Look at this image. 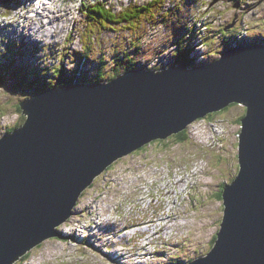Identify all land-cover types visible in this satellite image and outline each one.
Masks as SVG:
<instances>
[{
	"label": "rangeland",
	"instance_id": "rangeland-1",
	"mask_svg": "<svg viewBox=\"0 0 264 264\" xmlns=\"http://www.w3.org/2000/svg\"><path fill=\"white\" fill-rule=\"evenodd\" d=\"M82 1L95 0H60L58 10L51 11V19L61 22L62 30L53 27L41 38L35 35L42 28L38 23H46L45 17L29 23L19 17L23 13L21 0H0V29L9 37L0 34V65L14 63L24 67L27 75L37 67L41 70L36 72L44 74V78H36L0 71V137L24 122L18 104L35 90L32 81L49 78L47 83H53L57 76L50 67L61 62L68 77L75 70L76 77L86 74L90 82L96 74L94 67L101 62L106 65V73L117 64L120 67L114 70H121L126 63L125 51L136 60V68L155 70L175 64L172 52L177 41L195 49L190 53L194 66L216 60L229 46L264 43V0H159L154 5L159 11L154 18H139L133 29H98L89 39L85 35L90 34V28L82 33ZM99 1L119 13L150 0ZM73 5L77 17L67 20L65 11L69 14ZM4 51L9 59L1 58ZM227 107L188 125L187 140L182 143L170 136L163 143L153 141L141 151L113 162L81 193L73 215L59 225L58 230L67 238H48L13 264H173L207 253L223 215L222 199L217 193L238 170L237 138L245 107ZM188 185L182 196L175 193V187ZM175 195L181 202L174 205L168 219H163L162 213L168 209L167 204L173 206ZM149 219L157 220L156 233L148 236L138 231L139 239L123 249L122 243L128 240V236L121 237L128 233L126 227L136 220ZM159 219L164 223L185 222L174 224L171 234L164 237L166 225L161 229ZM147 223L142 227H153ZM147 240L152 244L143 247Z\"/></svg>",
	"mask_w": 264,
	"mask_h": 264
},
{
	"label": "water",
	"instance_id": "water-1",
	"mask_svg": "<svg viewBox=\"0 0 264 264\" xmlns=\"http://www.w3.org/2000/svg\"><path fill=\"white\" fill-rule=\"evenodd\" d=\"M231 104L245 107L237 174L222 188L211 249L184 264H264V43L228 47L206 64L129 68L20 101L24 122L0 137V264L62 237L58 227L80 194L113 162Z\"/></svg>",
	"mask_w": 264,
	"mask_h": 264
},
{
	"label": "trees",
	"instance_id": "trees-1",
	"mask_svg": "<svg viewBox=\"0 0 264 264\" xmlns=\"http://www.w3.org/2000/svg\"><path fill=\"white\" fill-rule=\"evenodd\" d=\"M159 0H150L147 2V4H141L140 6L137 7H127L124 8L121 12L116 13L111 10L110 6L107 5L105 2H101L99 0L95 1H85L82 5L81 9V14L83 19L85 20V26L83 28L82 33L86 32V28H90V31L88 35H85L86 38L94 37L95 31L98 29L104 30L110 26H124L129 29H133L134 25L139 21V18L145 19L149 16L154 18L159 11L156 10L155 4L158 3ZM154 10H156L154 12ZM153 13V15H152ZM223 31H225L223 29ZM182 35L180 36V38ZM81 39V36H80ZM175 49L172 52V55L175 56V61L174 63H179L180 61H184L188 64L189 67L194 66L195 64V59L191 57L190 53L193 52L194 48L191 47L189 43L182 42V41H177L174 43ZM118 56V55H116ZM101 58L104 61V56L102 55ZM125 65L121 68V70H127L130 67H136V60L131 56L130 54H127L125 51ZM106 65L104 63H100L98 66L94 67L96 70V74L91 77L92 81H87L90 77H87L86 74L80 75V76H75V70L67 77L66 71L60 63L58 66L53 67L52 72L56 75L59 76V79L57 82H54L52 85H64L70 82H75V83H96V82H101L105 80H109L111 77H114L116 74L113 72L115 68L120 67L118 64L116 67H112L109 69V71L106 73L105 71ZM156 69V68H155ZM10 71L9 74L11 75H19L22 74L23 77H25L26 71L25 68L22 66L14 65V63H8L6 66L0 65V71L6 72ZM37 71V70H36ZM35 70H32L31 72L35 74L36 78H39L40 73L36 72ZM113 72V73H111ZM44 75V74H43ZM2 77L0 76V79ZM44 78V76H43ZM47 80V79H46ZM1 84V80H0ZM32 84L36 87V89L40 90L42 88H46L45 86L48 85L47 82L42 80V82L39 79H35L32 81ZM50 87V86H49ZM53 87V86H52ZM230 107V105H229ZM227 107V108H229ZM226 108V107H225ZM224 109V108H223ZM222 110V109H221ZM220 111V110H219ZM217 112V111H216ZM214 112H212L213 114ZM13 128H11L12 130ZM11 130H8L10 132ZM185 129L180 131L177 134H173L171 136L175 137V142L182 143L183 141L187 140V136L185 135ZM170 137V136H169ZM168 138V137H167ZM179 139V140H177ZM158 140V139H157ZM221 191L222 189L217 193V196L222 199L221 197ZM216 238V235L214 237V240ZM213 240V242H214ZM29 253V252H28ZM28 253L24 254L23 257H27ZM23 257H21L23 259ZM176 260V259H174ZM173 264H182L180 262H176Z\"/></svg>",
	"mask_w": 264,
	"mask_h": 264
},
{
	"label": "bare ground",
	"instance_id": "bare-ground-1",
	"mask_svg": "<svg viewBox=\"0 0 264 264\" xmlns=\"http://www.w3.org/2000/svg\"><path fill=\"white\" fill-rule=\"evenodd\" d=\"M21 3L25 6V9H23V13L19 16L21 19H24V20H28L29 23H32V22H37L39 21V17L42 16V17H45V20H46V23L44 25L42 24H39L42 28L39 29L37 31V34L35 36H40L41 38H44V36L47 35V33H49V31L52 30L53 27L57 28L59 31L62 30V27H63V24L59 21H55V19H51V12H46V11H57L58 10V7L60 5V0H54L53 1V4L51 6H44V7H41L40 5L37 6V8L35 10H32L30 8V5H28L27 1L26 0H21ZM64 10V9H62ZM65 11V10H64ZM31 12V13H30ZM66 12V17H67V20H73V18L76 17V15L74 14L72 8H70V13L68 14L67 11ZM18 13L20 14V11H18ZM53 14V13H52ZM42 22V20H41ZM34 27V26H33ZM32 27V28H33ZM65 29V28H64ZM5 30V29H4ZM34 31V30H33ZM36 31V30H35ZM54 31V29H53ZM2 30L0 29V34L3 35L6 39H9L8 35L5 34V33H1ZM35 33V32H34ZM56 36V35H55ZM47 39V37H46ZM56 39V38H55ZM60 39V38H59ZM28 41V40H27ZM54 41V40H53ZM40 42V41H39ZM50 42V41H49ZM57 42V41H56ZM35 44V43H34ZM12 47V46H11ZM13 49V47H12ZM16 52V51H15ZM20 52V51H19ZM15 57H16V60H18L19 57L16 56V53H14ZM22 57H23V54H22ZM21 57V59H22ZM23 60V59H22ZM36 71V70H35ZM123 70H114L113 72L118 75L120 73H122ZM111 72V73H113ZM5 74V73H4ZM115 75V76H116ZM178 182H181V179L178 180ZM177 184V180L175 182ZM189 187L188 186H185V187H175L174 190H175V193L177 194L178 192L176 191V189H179V194L182 196L183 194V191L184 189L186 190L187 188ZM174 192V191H173ZM168 193V192H167ZM164 195H166V192H164ZM174 197V202H173V207L170 206L169 204H167V207H168V210L167 209H164L165 212L162 213V216H163V219H168L171 215H172V210L175 209L174 205L181 201H179V197L178 195H175V196H172ZM152 202H149V204H151ZM97 209L99 211V206L97 205ZM109 209L106 208L105 211H108ZM99 213V212H98ZM179 215L181 214V212H178ZM100 214V213H99ZM177 218V217H175ZM156 221L157 220H152V219H149L148 221H142V220H136L133 224H130L128 227H126L125 231H128V233H125L124 235H122L121 237H126L128 236V240L126 241L127 244H123L121 245V247L123 249H125L126 247H128V243L134 241V239H139V235H136V232H144V234L148 235V236H151L152 234H155L156 231ZM159 221L163 224L161 229L163 227H165L166 225V228L164 229V232H163V235L164 237H168L170 234H171V227L174 226V224L176 225V223H179L180 224L182 223V221L185 222V220H180L178 222H168V223H164L162 221V219H159ZM146 222H149L150 224H153V227H142L143 224H145ZM141 227V228H140ZM160 229V230H161ZM159 230V231H160ZM64 231V230H63ZM76 235V233H75ZM67 238V237H66ZM152 244V240H147V242L145 243V245L143 247H148ZM119 257V256H118ZM25 257H23L24 259Z\"/></svg>",
	"mask_w": 264,
	"mask_h": 264
},
{
	"label": "clouds",
	"instance_id": "clouds-1",
	"mask_svg": "<svg viewBox=\"0 0 264 264\" xmlns=\"http://www.w3.org/2000/svg\"><path fill=\"white\" fill-rule=\"evenodd\" d=\"M229 47H232V46H229ZM124 71H125V70H124ZM74 84H76V83H74ZM44 89H45V88H44ZM41 90H42V89H41ZM39 91H40V90H39ZM37 92H38V91H37ZM28 98H29V97H28ZM25 99H26V98H25ZM23 100H24V99H23ZM13 129H14V128H13ZM106 169H107V168H106ZM106 169H104V170H106ZM104 170H103V171H104ZM103 171H102V172H103ZM102 172H101V173H102ZM101 173H100V174H101ZM100 174H99V175H100ZM99 175H98V176H99ZM179 176H180V175H179ZM95 178H96V177H95ZM95 178H94V179H95ZM94 179H93V180H94ZM92 182H93V181H92ZM90 185H91V184H90ZM90 185H89V186H90ZM89 186H88V187H89ZM88 187H87V188H88ZM80 195H81V194H80ZM73 212H74V210H73ZM60 232H61V231H60ZM61 233H62V232H61ZM62 234H63V233H62ZM63 238H64V240H65L66 237H63V236H62V237H59V239H63ZM34 248H35V247H34ZM31 250H32V249H31ZM31 250H30V251H31ZM28 252H29V251H28ZM28 252H27V253H28ZM25 254H26V253H25ZM23 256H24V255H23ZM194 259H195V258H194ZM192 260H193V259H192ZM189 261H190V260H189ZM189 261H187V262H189ZM187 262H183L182 264L187 263Z\"/></svg>",
	"mask_w": 264,
	"mask_h": 264
},
{
	"label": "built area",
	"instance_id": "built-area-1",
	"mask_svg": "<svg viewBox=\"0 0 264 264\" xmlns=\"http://www.w3.org/2000/svg\"><path fill=\"white\" fill-rule=\"evenodd\" d=\"M176 191L177 192H179V189H176ZM178 194V193H177ZM173 199H175L174 197H173ZM174 202V201H173ZM173 207V206H172ZM175 207V206H174ZM168 210V209H167ZM147 224H149V223H147ZM141 228V227H140Z\"/></svg>",
	"mask_w": 264,
	"mask_h": 264
}]
</instances>
